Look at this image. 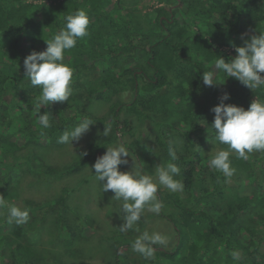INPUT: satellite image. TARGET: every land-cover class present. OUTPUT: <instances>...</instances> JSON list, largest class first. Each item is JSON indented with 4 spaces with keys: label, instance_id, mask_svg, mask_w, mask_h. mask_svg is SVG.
<instances>
[{
    "label": "trees",
    "instance_id": "16d2710c",
    "mask_svg": "<svg viewBox=\"0 0 264 264\" xmlns=\"http://www.w3.org/2000/svg\"><path fill=\"white\" fill-rule=\"evenodd\" d=\"M55 1L59 15L53 28H46L45 38L32 35L43 20L44 4L37 8L29 0H0V195L10 204L30 209L24 225L8 224L6 210H0V264H41L45 256L38 262L39 230L32 223L37 221L42 229L39 220L54 219L57 213L59 219L50 220L60 236H66V244L92 236L93 221L77 216L66 205L69 189L49 201L23 195L33 178L36 184L60 181L94 164L100 143H92L87 155L61 168L39 156V150L64 146L58 137L83 116L92 119V127H110L116 139L129 137L134 139L130 144L136 145L141 135L136 139L137 132L120 118L124 110L150 122L164 163L170 159L167 150L172 142L178 157L175 163L181 169L177 178L183 182L186 197L166 188L158 191L163 202L160 215L178 236L173 250L157 245L154 259L149 260L136 253L122 256L128 249L118 246L116 264H235L230 256L234 249L243 253L239 264H264V236L260 234L264 230V152L252 153L247 161L233 153L236 172L228 181L208 165L206 154L215 141L206 100L211 96L218 104V98L228 92L231 98L225 103L247 109L255 96L264 99V91L253 92L232 77L221 81L223 73L217 78L224 84L206 87L202 81L203 72L217 71V56L221 54L226 61L236 56L235 47L244 44L242 33L264 30V0H131L136 11L118 0L116 5L125 11L146 10L142 15L146 25L122 23L128 35L117 46L107 47L102 57L86 53L77 60L66 52L65 62L74 68L72 97L41 108V114L47 111L51 119V127L41 129L34 110L40 89L25 77L24 59L33 50L46 49L45 40L63 27L68 4H74L72 13L85 7V0ZM113 6L110 0L105 10ZM128 94L132 96L128 103L111 105L110 117L80 107L83 99L112 102ZM178 137L181 144L175 145ZM246 187L250 189L245 192ZM42 213L45 219L39 217ZM26 236L28 243L23 241Z\"/></svg>",
    "mask_w": 264,
    "mask_h": 264
},
{
    "label": "clouds",
    "instance_id": "9594fccd",
    "mask_svg": "<svg viewBox=\"0 0 264 264\" xmlns=\"http://www.w3.org/2000/svg\"><path fill=\"white\" fill-rule=\"evenodd\" d=\"M89 25L88 13L83 8L77 9L64 17L63 27L58 33L45 40V50H33L24 59L25 77L33 87L40 89L34 110L41 129L51 127L49 112L41 114V108L52 102L63 103L72 97L74 68L65 62V53L76 48L78 41L88 36ZM245 36L248 38L245 39ZM240 38L244 44L235 47L234 58L226 61L222 56H217L214 62V69L217 71L203 72L204 86L224 84L226 81L220 82L217 78L218 73H223L227 78H235L253 92L257 89L264 91V30L255 29L251 35L242 33ZM230 98V93L224 92L218 98L219 103L210 109L214 113L211 128L215 132V140L227 147L210 155L208 165L222 173L226 181L236 172L232 166L233 153L237 159L247 161L252 153L264 152V99L255 96L245 109L243 106L225 103ZM93 124L90 117L83 116L74 127L64 130L57 142L73 147V142H79ZM109 133L110 127H105L102 135L108 137ZM167 151L169 161L155 165L154 174L146 173L143 164H137L133 158L130 170L122 171L120 166L128 165L130 156L129 150L122 143L107 146L104 154L97 157L91 167L102 191H111L114 194L111 199L120 204L123 220L120 232L132 230L140 233L131 248L149 260L154 259L157 245L167 244V237L158 231L140 232L137 224L146 210L154 214L161 212L163 202L158 196L161 186L171 192H181L184 189L183 182L177 178L181 169L175 163L178 157L171 141ZM83 155L87 153L84 152ZM0 210H6L8 224L24 225L30 218L29 208L10 204L3 195H0ZM230 256L235 264L243 259V253L239 249L232 250Z\"/></svg>",
    "mask_w": 264,
    "mask_h": 264
},
{
    "label": "rangeland",
    "instance_id": "374dc122",
    "mask_svg": "<svg viewBox=\"0 0 264 264\" xmlns=\"http://www.w3.org/2000/svg\"><path fill=\"white\" fill-rule=\"evenodd\" d=\"M29 2L35 3L37 8L44 4V6H42L43 20L40 22L38 29L32 32V35L47 38L45 30L47 27L50 29L53 28L54 19L58 18L59 15V4L55 0H29ZM109 2L110 0H85L84 9L90 17L89 34L78 41L76 48L68 51V53L72 54L75 59L81 60L86 53H89L94 57H102L106 54L107 47L110 46V48H113V46L120 44L123 38L128 35V30L122 28V23L130 25L142 23V28L146 25L142 18V15H145L146 10L136 13L131 10L125 11L121 6L116 5L118 0H112L114 6L111 11H108L105 10V8H107ZM132 3L131 0H122L124 7H127L128 9L133 8V10L136 11L138 7H132ZM73 8L74 4H68L65 7V14H71ZM102 9H104L103 14L101 11ZM105 11L108 12L106 13ZM114 19L117 20L116 23H114ZM189 33H193L192 29ZM225 50L229 49L225 48ZM226 79L227 76L225 74H220L221 81ZM77 94L78 93L75 95ZM131 97V94H128L126 97H115L112 102H90L83 99L80 103V107L85 111H92L93 114L97 116L110 117V107L113 103L118 101L128 103L131 100ZM206 101L209 107L207 113L211 122H213L214 113H212L210 109L217 105V103L211 96ZM126 111L127 110H124L120 118L126 119L135 132H137L136 139L141 135L136 145L130 144L134 139L129 137H120L119 139H116V135L111 128L109 136L105 137L102 135L105 127L90 126L89 132L86 133L79 142H73V147L70 145H64L62 147L52 146L47 151H44V149L39 150V156H42L45 161L53 162L55 167L61 168L64 165H69L83 158V153L87 151L92 143L102 144V149L97 155L98 157L104 154L107 146L122 143L130 153V156L128 157L129 164L120 166L122 171L130 170L133 158L137 164H143V170L146 173L154 174L155 165L164 163L162 159L163 151L157 145L155 132L152 129L150 122L140 120ZM177 139V143L174 144L180 145L181 140L179 137ZM106 142H111L113 144H103ZM221 148L223 147L215 140L209 145L206 154L210 156L214 154L216 150ZM135 153H137L142 159H138ZM91 167L92 165L85 167L80 173L60 179V181H48L42 184L33 183L35 178L30 182L28 181L27 193L24 192L23 195L24 199H29L27 197L30 196V198H33L34 200L49 201L59 197L63 190L67 188L69 189V194L66 195L67 207L79 217L87 216L88 220L93 221L94 227V232L89 239L77 240L70 245L66 244V236H60L58 226L52 224L54 219H59V213L54 216V219L50 218L52 221L49 218L48 221L40 219L39 222L42 229L39 228V223L34 221L32 225L39 230L36 236L38 260L41 256H45L43 261L41 259L38 261H42L41 264H116V250L118 246L128 249L122 251V256L125 254L127 255V253H136L141 256L131 248V244L140 233L132 230L126 233L120 232L119 227L123 223L120 204L111 199L114 195L111 191H102L101 184L95 179ZM248 182L250 183L251 180ZM161 189L164 190L165 187L161 186ZM248 189H250V187H246L245 192ZM179 193L182 199L186 197V194H184L183 191ZM39 217H42L43 219L46 218L44 213ZM137 227L140 229V232L148 231L151 233L158 231L165 235L167 237V244L161 246L164 250L171 251L177 244L178 236L173 232L172 225L167 220L163 219L160 213L154 214L146 210L142 215L141 220L138 222ZM26 233H29V231ZM260 234L264 236V230L261 231ZM23 241L24 243H28L27 236Z\"/></svg>",
    "mask_w": 264,
    "mask_h": 264
}]
</instances>
